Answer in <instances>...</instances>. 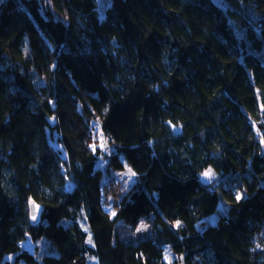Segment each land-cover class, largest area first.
Returning <instances> with one entry per match:
<instances>
[{"label":"trees","instance_id":"1","mask_svg":"<svg viewBox=\"0 0 264 264\" xmlns=\"http://www.w3.org/2000/svg\"><path fill=\"white\" fill-rule=\"evenodd\" d=\"M93 120L136 175L114 217ZM27 237L42 264H264V0H0V264H39Z\"/></svg>","mask_w":264,"mask_h":264},{"label":"rangeland","instance_id":"2","mask_svg":"<svg viewBox=\"0 0 264 264\" xmlns=\"http://www.w3.org/2000/svg\"><path fill=\"white\" fill-rule=\"evenodd\" d=\"M110 4V0H98V10L100 12V15L103 16L104 10L106 7ZM92 132H91V141H92V147L98 151V158L96 162V168L102 169L104 172V184L102 187L101 192V205L103 210L110 216L114 217L116 215V212L118 211L120 199L122 196L127 193V191L130 189V186L132 183L136 180V175L132 170L128 167H125L122 170H114L111 167H109V160L110 156L115 152L116 146L115 144L110 140V138L103 132L100 126V122L98 120L92 121ZM51 143L54 147L60 149L62 151V146L59 143L57 134H53V138L51 139ZM232 182H229L228 179L224 178L217 179L214 182V185L216 187L223 186L224 188H233V190H237L236 188L231 185ZM234 183V181H233ZM68 187H72V182L68 181ZM237 199H241L243 196H245L246 192L242 190H237ZM230 205L225 200H220L219 205L217 207V210L215 213L210 215L207 219V222L209 224H216L219 220V218L222 215H225L229 209ZM83 227L87 230L86 224L83 223ZM148 229L147 226H145V223L142 222L138 229ZM144 229V230H145ZM89 244H92L91 239L89 238L88 241ZM21 249L27 250L28 252L32 253L34 255V258L36 261H38L39 264H42L43 257L45 255H57L58 250L54 243L47 239L46 237H40L36 240L31 239L30 237H27L22 243H21ZM165 259L169 263L176 262V257L174 253L171 251L170 247L165 248ZM6 259L11 262V264H14V255H7ZM19 264H28L25 261H21ZM87 264H97V260L95 258L90 257L87 260Z\"/></svg>","mask_w":264,"mask_h":264},{"label":"water","instance_id":"3","mask_svg":"<svg viewBox=\"0 0 264 264\" xmlns=\"http://www.w3.org/2000/svg\"><path fill=\"white\" fill-rule=\"evenodd\" d=\"M48 123L51 126H55L57 123L56 118L48 119ZM222 176L212 165L207 166L199 175L198 178L203 186L209 187L214 184V182ZM29 218L32 224H36L41 217L43 212V206L31 199L28 203ZM183 262V258H182Z\"/></svg>","mask_w":264,"mask_h":264}]
</instances>
